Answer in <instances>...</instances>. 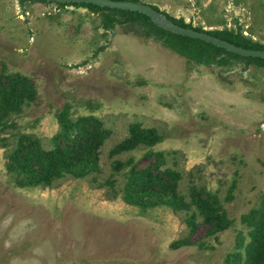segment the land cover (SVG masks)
<instances>
[{
	"label": "rangeland",
	"instance_id": "obj_1",
	"mask_svg": "<svg viewBox=\"0 0 264 264\" xmlns=\"http://www.w3.org/2000/svg\"><path fill=\"white\" fill-rule=\"evenodd\" d=\"M140 1L192 26L240 27L264 44V0ZM71 2L0 0V72L22 73L35 88L0 128V264H223L243 253L242 214L264 195V64L229 53L199 63L195 44L156 35L124 12ZM63 107L108 129L98 168L49 186L17 185L5 166L16 134L51 147ZM133 122L161 134L150 147L164 152L161 167L181 174L178 191L186 199L200 187L216 193L229 225L210 232L197 215L191 228L192 209L123 199L126 167L115 170L114 160L149 162L147 146L111 151Z\"/></svg>",
	"mask_w": 264,
	"mask_h": 264
},
{
	"label": "trees",
	"instance_id": "obj_2",
	"mask_svg": "<svg viewBox=\"0 0 264 264\" xmlns=\"http://www.w3.org/2000/svg\"><path fill=\"white\" fill-rule=\"evenodd\" d=\"M71 3L118 10L127 15L124 20L136 19L146 22L156 35L170 36L185 43L195 44L197 55L194 56L199 63L208 60L211 53L214 55L229 53L236 58L264 64V57L238 54L212 42L162 28L155 24L149 15L139 10L101 6L85 1ZM150 4L159 10L157 5ZM160 11L182 26L206 31L237 45L264 48L263 43L243 34L240 27L235 30L227 27L204 29L201 26H192L182 17L172 16L163 9ZM217 58L220 59V56ZM34 95V85L26 75L1 71L0 128L10 125L12 119L9 118V114L18 112L24 104L33 99ZM57 120L60 128L53 136V143L49 148L42 147L39 138L30 133L16 134L15 143L6 154L5 166L9 172L16 174L14 181L17 185L49 186L66 173L81 176L98 168L99 147L108 135V129L102 126L97 117L90 114L79 115L76 118L69 117L65 107L57 112ZM128 131V135L117 142L111 151L121 152L139 145L147 146L149 148L143 154L149 158V162L144 166H137L133 156L124 160H114L115 170L126 167L123 171L125 181L122 188V197L125 201L136 204L141 209L158 204H165L175 210L192 209L187 218L191 228H194L197 215L201 216V220L209 226L210 232L220 231L229 225L231 219L226 215L216 193L200 187L193 189L189 199H186L178 191L181 174L173 167H161L164 152L150 147L162 139L160 133L153 127H144L136 122L129 124ZM242 220L248 225L249 239L246 242L241 239L236 244L244 251L242 253L237 249L228 254L223 264H264V195L258 206L242 214ZM173 242L177 245L183 240L176 239Z\"/></svg>",
	"mask_w": 264,
	"mask_h": 264
},
{
	"label": "water",
	"instance_id": "obj_3",
	"mask_svg": "<svg viewBox=\"0 0 264 264\" xmlns=\"http://www.w3.org/2000/svg\"><path fill=\"white\" fill-rule=\"evenodd\" d=\"M50 1H75V2L85 1V2L98 4L101 6L139 10L149 15L151 20L155 24L167 30L212 42L214 44H217L221 47H224L238 54L264 57V48L263 49L249 48V47L237 45L231 41H228L227 39L218 37L214 34H210L206 31L197 30L192 27L182 26L178 23L173 22L162 11L155 9L151 4L144 1H139V0L138 1L136 0H50Z\"/></svg>",
	"mask_w": 264,
	"mask_h": 264
}]
</instances>
